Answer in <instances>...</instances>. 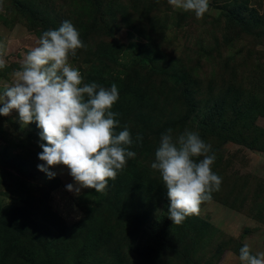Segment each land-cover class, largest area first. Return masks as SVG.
<instances>
[{"label": "rangeland", "instance_id": "1", "mask_svg": "<svg viewBox=\"0 0 264 264\" xmlns=\"http://www.w3.org/2000/svg\"><path fill=\"white\" fill-rule=\"evenodd\" d=\"M64 20L87 46L70 60L83 82L116 84V131L127 126L136 156L106 194L76 195L66 166L38 170L37 123L0 115V264H241L244 244L264 252V0H209L201 19L168 0H0V92ZM169 128L210 144L222 177L180 225L151 168Z\"/></svg>", "mask_w": 264, "mask_h": 264}, {"label": "clouds", "instance_id": "2", "mask_svg": "<svg viewBox=\"0 0 264 264\" xmlns=\"http://www.w3.org/2000/svg\"><path fill=\"white\" fill-rule=\"evenodd\" d=\"M176 10L193 12L197 19L209 11V0H168ZM87 46L70 20L58 29L46 30L24 57L14 81L0 92V115L18 112L22 126L36 122L40 133L37 165L49 179L56 176L49 169L64 165L74 184L68 191L79 195L81 189L106 194L108 181L115 180L136 153L129 150L133 140L127 126L117 133L119 113L113 106L119 99L115 83L110 88L83 82L80 71L70 60ZM5 48L0 44V70L7 67ZM137 142L142 136L137 134ZM151 168L160 173L170 204L168 217L180 225L200 206L220 191L222 177L212 170L216 160L211 145L195 131L185 129L173 136L167 129L161 134ZM241 264H264V252L253 254L244 244L239 249Z\"/></svg>", "mask_w": 264, "mask_h": 264}, {"label": "trees", "instance_id": "3", "mask_svg": "<svg viewBox=\"0 0 264 264\" xmlns=\"http://www.w3.org/2000/svg\"><path fill=\"white\" fill-rule=\"evenodd\" d=\"M77 225H79V224H76V226H77ZM59 227H60V226H59ZM60 228H61L62 231H65V230H66V229H65L64 227H62V226H61ZM62 237H64V236H62ZM28 247H29V244L23 245V248H27L26 251L29 250Z\"/></svg>", "mask_w": 264, "mask_h": 264}]
</instances>
